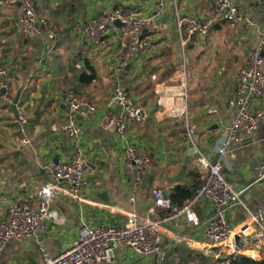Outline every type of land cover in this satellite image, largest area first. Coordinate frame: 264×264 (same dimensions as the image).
Listing matches in <instances>:
<instances>
[{
  "label": "crops",
  "instance_id": "crops-1",
  "mask_svg": "<svg viewBox=\"0 0 264 264\" xmlns=\"http://www.w3.org/2000/svg\"><path fill=\"white\" fill-rule=\"evenodd\" d=\"M35 2L57 33L54 43L19 35L15 30L19 7L0 8V65L5 70L0 76V219L19 200L36 207L37 191L52 180L53 167L72 157V144L62 130L64 93L72 90L98 107L111 97L116 33L95 45L82 40L81 25L102 11L150 15L155 7V0ZM233 2L253 27L218 22L206 36L193 35L182 46L179 20L203 21L212 11L213 0H167L165 11L155 21V31L149 34L151 50L138 54L119 77L133 102L145 106L149 116L143 127L129 126L127 139L150 156L153 166L134 193L122 154L124 142L113 130L103 129L102 112L83 123L80 147L91 168L89 185L83 190L85 202L62 194L52 200L54 217L40 234L51 256L71 245L82 224L122 227L132 215L139 222L160 220L167 211L154 207L152 192L159 189L170 200L180 188H197V150L210 161H221L223 176L240 194L242 205L226 211L229 225L238 227L249 213L256 212L264 200V179L257 176L258 165L264 160V126L234 143L225 155L216 153L217 142L236 112L227 103L236 75L247 53L260 44L264 29V0ZM88 68L94 79L82 81L83 74H90ZM182 71L186 75L187 125L193 129L195 141L187 135L184 120L159 122L156 115L155 85ZM19 91L17 112L27 118L23 132L11 109ZM4 95L12 103L6 102ZM253 109H264V96L254 102ZM212 211L209 201L197 203L190 214L160 224L159 255L143 258L120 245L113 264H214L204 237ZM0 264H42V258L33 240L22 238L6 244Z\"/></svg>",
  "mask_w": 264,
  "mask_h": 264
},
{
  "label": "built area",
  "instance_id": "built-area-1",
  "mask_svg": "<svg viewBox=\"0 0 264 264\" xmlns=\"http://www.w3.org/2000/svg\"><path fill=\"white\" fill-rule=\"evenodd\" d=\"M166 5L167 0H155V7L150 15H143L139 11H102L81 25L82 40L95 45L116 33L117 47L111 68L113 75L111 97L105 106L98 107L72 90L64 93L66 112L62 130L72 144V157L53 167L52 180L43 183L37 191L36 207L25 200H19L8 207L5 216L0 219V254L10 240L30 238L41 255L42 264H113L115 250L120 245L143 258L157 256L161 252L160 224L190 214L197 203L206 200L211 203L213 211L207 221L204 237L214 264H230L238 256L264 261V200L256 212L249 213L244 224L231 227L227 221L226 211L242 205L240 194L223 176L221 161H210L198 150L195 164L200 173V181L191 198L178 206L172 204L161 190L156 189L152 192L154 207L167 211L160 220L149 218L139 222L137 217L132 215L128 223L122 227L102 225L91 227L82 224L77 238L68 248L55 256L48 253L40 238L46 222L54 217L51 202L55 196L62 194L78 202H85L83 190L89 185L87 176L91 174V168L85 162L80 147L81 125L93 116L102 112L103 129L113 130L124 142L122 154L126 170L133 178L134 193L138 191L145 173L152 168L153 161L150 156L141 152L135 143L127 139L129 126L143 127L149 118L148 112L145 106L133 102L119 77L138 54L151 50L149 34L155 31V21L161 17ZM12 6H18L20 9L15 25L19 35L38 36L51 43L55 42L57 33L38 10L35 0H0V8ZM116 20L119 21L117 30L113 26ZM218 22L254 26L250 19L241 14L233 0H213L212 11L203 21L179 20L178 29L184 35L181 45L185 46L193 35L206 36ZM263 52L264 29L260 44L247 53L245 64L236 75L235 89L227 102L236 112L230 127L217 142L216 153L219 156L225 155L234 143L242 141L264 126V109H253L254 102L264 96ZM4 75L5 70L0 65V76ZM155 94L158 121L184 120L187 135L191 138L194 132L187 125L185 73L179 72L176 77L156 84ZM3 99L12 103V99L7 95H4ZM113 108H117L118 112H113ZM15 122L23 132L27 118L18 114ZM257 176L264 179V160L258 165Z\"/></svg>",
  "mask_w": 264,
  "mask_h": 264
},
{
  "label": "trees",
  "instance_id": "trees-1",
  "mask_svg": "<svg viewBox=\"0 0 264 264\" xmlns=\"http://www.w3.org/2000/svg\"><path fill=\"white\" fill-rule=\"evenodd\" d=\"M90 71V74L85 77V74L81 76L82 81L90 82L94 79V74L91 68H88ZM196 189V188H195ZM194 190L189 191L185 188H180L173 192V194L170 197V200L172 204L181 206L185 201H187L189 198L192 197ZM252 254V253H249ZM230 264H264L263 260H253L246 256H238L236 259L232 260Z\"/></svg>",
  "mask_w": 264,
  "mask_h": 264
},
{
  "label": "water",
  "instance_id": "water-1",
  "mask_svg": "<svg viewBox=\"0 0 264 264\" xmlns=\"http://www.w3.org/2000/svg\"><path fill=\"white\" fill-rule=\"evenodd\" d=\"M113 26H114V28L117 30L118 27H119V21L116 20L115 22H113ZM20 93H21V91L18 92V94H17L16 97L14 98L13 103H12V105H11V109H12L13 114H14L15 116L18 115L16 105H17V103H18V100H19V97H20ZM214 127H215V126H214ZM165 197H167V196L165 195Z\"/></svg>",
  "mask_w": 264,
  "mask_h": 264
},
{
  "label": "rangeland",
  "instance_id": "rangeland-1",
  "mask_svg": "<svg viewBox=\"0 0 264 264\" xmlns=\"http://www.w3.org/2000/svg\"><path fill=\"white\" fill-rule=\"evenodd\" d=\"M191 139H193V140L195 141V140H196V135L193 134V135L191 136Z\"/></svg>",
  "mask_w": 264,
  "mask_h": 264
}]
</instances>
